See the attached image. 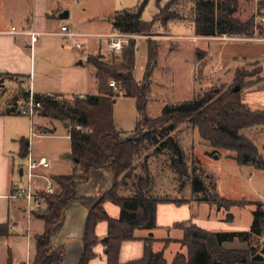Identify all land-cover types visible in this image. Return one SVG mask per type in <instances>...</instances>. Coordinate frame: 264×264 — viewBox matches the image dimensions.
<instances>
[{
    "label": "trees",
    "instance_id": "trees-1",
    "mask_svg": "<svg viewBox=\"0 0 264 264\" xmlns=\"http://www.w3.org/2000/svg\"><path fill=\"white\" fill-rule=\"evenodd\" d=\"M148 1L139 9L118 12L113 18L114 30L122 35L147 37L154 33L156 25L167 27L182 20L175 10L181 0H172L167 7H159L160 14L152 23H145L143 12ZM163 1L158 0V4ZM240 3L241 0H195L193 24L196 36L207 39L223 36L251 38L259 32L264 37V26L257 27L255 17L246 22L236 18ZM260 6L264 9V2ZM158 50V45L150 44L149 68L143 83L135 79L137 45L132 43L122 53L115 54L111 61L103 56L89 59V65L95 69L99 95L77 97L71 104L62 101V97L35 95L36 103L42 105L39 117L70 125L72 148L67 159L74 162L75 169L70 176L52 179L57 190L55 195H41L45 205L41 211L34 212V218L44 223L45 231L36 237L37 255L33 264H64L66 251L53 248L52 241L63 231L76 204L90 213L80 264L95 261V250L100 245L105 248L108 264H121L123 245L136 242L137 231L157 229L160 205L183 207L197 201L201 205L216 207L219 212H229L236 207L237 204L219 196L217 183L212 177L204 179L195 175L191 178L185 153L170 136L179 123L191 122L205 143L217 152L234 153L241 167L264 172V158L257 147L241 136L242 131L264 128V110L250 111L243 104L240 92L214 90L182 106L167 107L159 119L148 118L151 78ZM255 67L250 78L258 77V84H262L264 81L259 77L264 71ZM246 79L245 73L238 72L236 81L242 86L240 89L251 87L246 84ZM111 83L116 84L117 90L110 87ZM121 95L135 100L138 109L137 129L130 136H124L115 126L114 101ZM26 98L29 102V92ZM153 149L156 154L170 151L180 180L192 179L190 185L194 197L191 200L161 195L152 174L146 168L140 172L141 162H147V154ZM123 191L131 196H122ZM107 203L121 208V220L115 221L108 216ZM228 222L233 223L234 217L229 216ZM103 223L109 225V236L101 242L97 228ZM181 230L184 239L180 244L188 250V256L179 255L172 264H264V251L258 255L254 248L257 240H264L263 205L254 214V225L248 233H211L193 224L182 225ZM9 234V225L0 227V237ZM236 242L247 245V250L228 248ZM130 264L170 263L164 252L157 254L153 251V242L148 240L144 258Z\"/></svg>",
    "mask_w": 264,
    "mask_h": 264
},
{
    "label": "rangeland",
    "instance_id": "rangeland-1",
    "mask_svg": "<svg viewBox=\"0 0 264 264\" xmlns=\"http://www.w3.org/2000/svg\"><path fill=\"white\" fill-rule=\"evenodd\" d=\"M31 1L24 0L26 4L22 2L26 10L30 8L32 11ZM146 1L58 0L63 11L72 13L71 20L66 22L72 26V30L76 34L89 35L91 38L87 36L88 43H84L88 48L87 53H80L65 45V50H61L59 45L57 55L53 54L45 58V62L53 67L50 68L54 73L53 76L60 83L57 92L85 96L99 95L95 69L88 64V58L102 55L107 61H111L114 54H110L106 41L97 39L96 36L113 33L110 25L111 17H114L118 12L139 9ZM171 2L172 0H164L159 5L158 0H149L143 12V21L152 23L160 14L159 7L165 8ZM254 3L255 0H241L236 18L242 22L253 18L256 10ZM7 10L11 12L12 7L8 6ZM175 10L182 18L181 21L167 27L156 25L151 36H143L139 40L132 41L137 45L135 79L139 83H143L147 77L150 44L159 46L156 67L151 78V94L147 108L148 118L159 119L167 107L182 106L185 103L198 100L214 90L228 92L238 87L242 88L236 81L238 72L245 73L246 84H251V87L240 90L243 104L252 112L263 111L264 82L258 84V77L250 78L256 71L255 66L264 71L263 45L223 42L220 37L198 38L193 24L195 0H181L179 7H176ZM255 35L261 37L259 32H256ZM262 38L264 37L262 36ZM244 48L251 49L249 60L239 52ZM27 52L31 54L30 50ZM35 55L40 62V46ZM82 62L84 66H80ZM259 78L264 81V73ZM61 100L68 104L73 102L70 98ZM23 118L29 122L30 131L32 130V121L34 122L33 129H35L33 133L31 131L30 138H28L31 139L32 155L37 159L46 158L52 164L57 165L56 170L48 171L46 175L53 177L63 173L70 175L71 164L69 161L65 162L63 158L68 153L66 151L71 149V145L62 124L52 121L58 131L56 138L45 135L40 137L39 129L46 127L50 121L39 117L31 119L25 116ZM114 120L116 129L124 136L134 134L138 124V109L135 100L127 99L121 95L114 107ZM170 136L182 147L191 178L195 175L204 179L212 177L217 183L219 196L237 204L229 212H219L216 207L211 208L195 201L182 208L176 207L178 212L176 219L180 223L194 224L214 233L251 231L254 225V214L258 211L259 206L263 205L264 172L241 167L234 153L217 152L212 149L203 141L200 131L189 121L177 124ZM241 136L251 141L257 147L261 157L264 158V128L242 131ZM147 155V162H141L140 172L144 168L149 173L152 172V178L154 177V181L157 182L161 195L187 200L194 197L190 185L192 179L180 180L174 170L170 151L164 150L161 154H156L153 149ZM19 169L18 167L16 170V176H18L17 181L21 183ZM25 183L26 181L23 182V184ZM122 195L124 197L131 196L129 192L125 191L122 192ZM229 216L234 217V223L228 222ZM35 224L44 227L40 221ZM180 228L181 225H178L171 232L158 233L156 237L176 240L181 236ZM263 242L264 240H257L254 244L255 252L258 255L264 251ZM179 255L188 256V250L180 246H173L167 254L169 263H173Z\"/></svg>",
    "mask_w": 264,
    "mask_h": 264
},
{
    "label": "crops",
    "instance_id": "crops-1",
    "mask_svg": "<svg viewBox=\"0 0 264 264\" xmlns=\"http://www.w3.org/2000/svg\"><path fill=\"white\" fill-rule=\"evenodd\" d=\"M22 2H24V0H0V227L6 225L10 226V234L7 237H0V264H33L37 255L36 237L42 235L45 231V225L43 227L35 224L38 220L34 218L35 211L32 209V206H30L28 202L15 200L13 198L15 188L22 186L25 181L24 170L27 166L29 156L32 155L31 139L28 138H30L31 131L33 133L35 129H33L34 122L32 121V130L30 131L29 122L23 118L25 116L21 115V109L28 103L26 98L28 92L22 90L21 86L31 82L33 92L37 96L62 97L63 99L70 98L71 100L77 97H87L82 94L72 95L65 92H57L60 83L56 81V78L53 76L54 73L51 72L53 67H50V64L45 62V58L50 55H57L59 45L61 50H65V46L71 48L68 46L66 40L60 36V33L64 26L72 29V26L66 23L71 20L72 13L63 11L60 8L58 0H32V11H30V8L26 10ZM24 3L26 4V2ZM8 6L12 7L11 12L7 10ZM66 13L69 14V20L63 21L61 16ZM114 17H111L110 21L113 33L110 35L96 36L97 39L101 40L103 37L117 34L113 25ZM13 29L17 34H11ZM30 32L42 34L35 47H32L31 38L25 35ZM78 35L82 36L80 41L81 44H87L88 37L91 38L89 35ZM106 44L109 46L107 41ZM39 46L40 62L35 55ZM84 47L85 51L83 54L88 52L87 45L84 44ZM27 50H30L31 54H29ZM239 52L244 58L248 60L251 58V49L244 48L240 49ZM110 54L113 53L110 52ZM90 58L91 57L88 58V61ZM80 66H84V63L82 62ZM63 80L65 81L67 79ZM49 121L50 124L48 122L46 127L38 128L40 137L45 135L47 137L56 138L58 134L57 128H55L51 120ZM62 127L66 131L67 139L72 148L71 139L69 137L70 125L69 128H66V124H62ZM68 150L66 151L68 153L63 159L65 162L69 161L71 164L72 174L75 169V164L67 159V156L71 153V149ZM18 167L20 168L18 173L21 183L17 181L18 176H16ZM56 168L57 165L52 164V168L48 171H54ZM48 171H43L40 174V178L36 181L35 190L39 194L45 193L49 183L54 185L52 181L53 178L71 175L63 173L56 177L50 175V177L46 175ZM176 207L175 205H160L158 207L157 229L154 231H137L135 233L137 241L123 245L120 259L121 264H130L142 260L145 256L146 241L148 240H152L153 251L155 253H165V258L169 263L167 254L173 246L183 247L180 243L184 239V232L180 230L181 236L176 240L163 239V237H156V235L164 232L169 233L178 225H185V223H180L178 219H176L178 215ZM105 210L112 220H121L122 210L120 207L107 203L105 205ZM89 214V211L82 205H74L68 215L63 231L53 239V248L64 249L67 253V259L64 264L81 263L83 256V239ZM170 218H172V220H170ZM97 236L101 242L107 239L109 236V225L107 223L98 226ZM228 248L245 251L248 246L236 242L228 246ZM95 254L97 255V259L91 264H108L105 248L102 245L96 248Z\"/></svg>",
    "mask_w": 264,
    "mask_h": 264
},
{
    "label": "built area",
    "instance_id": "built-area-1",
    "mask_svg": "<svg viewBox=\"0 0 264 264\" xmlns=\"http://www.w3.org/2000/svg\"><path fill=\"white\" fill-rule=\"evenodd\" d=\"M264 0H255V23L257 27L264 26V9H261V3ZM11 34H17V32L13 29ZM31 38L32 47L39 42L42 34L37 32H30L29 34H25ZM60 36L63 37L68 46L72 49L83 53L85 51V47L81 44L82 36L76 34L71 28L64 26L61 30ZM139 36H129L122 34H114L108 37H103L101 40H106L109 44L108 49L113 54H120L125 49H128L132 41L139 40ZM223 42H233V43H254V44H262L264 45V38L259 36H254L248 39H244L243 37H230L223 36L220 37ZM264 58V55H263ZM110 87L117 90L116 84L111 83ZM22 90H26L30 93V101L21 109V115L27 116L31 119H35L39 117L40 110L42 109V105L36 103L35 94L33 92L32 83H25L21 86ZM52 168V163L46 159H35L32 155L29 156L27 160V166L24 170V178L26 183L22 186L16 187L14 190L13 198L15 200H21L28 202L32 209L36 211H41L44 208L45 201L42 198V194H39L35 190L36 181L40 178V174L43 171H48ZM57 192L56 187L49 183L47 190L45 191V195L53 196ZM263 210H264V199H263Z\"/></svg>",
    "mask_w": 264,
    "mask_h": 264
},
{
    "label": "water",
    "instance_id": "water-1",
    "mask_svg": "<svg viewBox=\"0 0 264 264\" xmlns=\"http://www.w3.org/2000/svg\"><path fill=\"white\" fill-rule=\"evenodd\" d=\"M61 19L63 20V21H67V20H69V14L68 13H66V14H64V15H62L61 16ZM240 88L238 87V88H236L235 89V93H239L240 92ZM117 103V101H114V105ZM66 128H69V125L68 124H66Z\"/></svg>",
    "mask_w": 264,
    "mask_h": 264
}]
</instances>
